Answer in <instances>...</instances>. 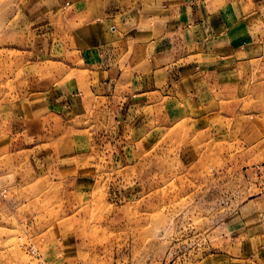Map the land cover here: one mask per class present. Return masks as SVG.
<instances>
[{"label":"rangeland","instance_id":"obj_1","mask_svg":"<svg viewBox=\"0 0 264 264\" xmlns=\"http://www.w3.org/2000/svg\"><path fill=\"white\" fill-rule=\"evenodd\" d=\"M30 4L0 0V264H207L264 234V23L194 79L144 102L121 82L129 108L80 121L45 93L90 55Z\"/></svg>","mask_w":264,"mask_h":264},{"label":"crops","instance_id":"obj_2","mask_svg":"<svg viewBox=\"0 0 264 264\" xmlns=\"http://www.w3.org/2000/svg\"><path fill=\"white\" fill-rule=\"evenodd\" d=\"M22 1L31 4L21 14L16 10L21 16L58 18L67 33L72 30L65 29L66 25H76L73 47L90 58L78 59L79 68L65 81L66 88L45 93L49 99L45 106L80 121L111 107L117 112L129 108L132 86L128 89L121 82L142 81L139 97L144 102L152 95L162 96L170 83L177 86L184 81L183 72L194 79L193 69L199 71L215 55L230 57L231 29L236 28V33L241 27V32L248 33L250 27L264 23V0ZM177 30L181 31L180 42L172 39ZM183 36L189 52L176 57L169 49L174 43L182 46ZM83 65L95 69L87 73ZM152 82L156 87L151 92ZM118 84L122 89L114 87ZM113 87L116 91L110 92ZM245 245L246 249L212 256L207 264H264V234H249Z\"/></svg>","mask_w":264,"mask_h":264}]
</instances>
